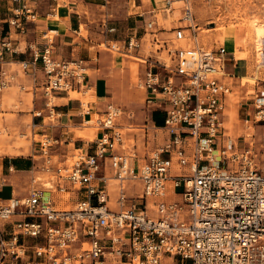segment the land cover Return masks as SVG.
I'll return each mask as SVG.
<instances>
[{"label":"built area","instance_id":"built-area-1","mask_svg":"<svg viewBox=\"0 0 264 264\" xmlns=\"http://www.w3.org/2000/svg\"><path fill=\"white\" fill-rule=\"evenodd\" d=\"M9 3V14L0 17V93L16 80V72L3 67L8 55L21 51L12 34L25 35L38 18L29 0ZM172 4L165 1L167 9ZM182 20L188 25L174 27L169 42L156 40L158 50H168L169 62L142 59L147 68L140 85L149 93L147 104L166 112L169 140L140 155L127 145L122 109L114 104L98 119L94 150L82 149L70 163L52 152L66 140H40L37 170L48 177L34 174L27 195L0 198V264L29 252L38 261L33 264H162L165 256L190 264H264V166L252 144L226 135L222 120L232 89L227 61L234 57L224 45L200 42L191 0H184ZM54 32L44 34L43 47L27 45L30 58L20 61L33 89L43 94L45 111H34L43 124L45 112L51 121L58 115V93L90 88L85 60L58 57ZM141 43L134 33L126 53L136 57ZM253 100L246 122H263L264 89ZM176 165L187 171L173 174ZM110 180L118 186L119 210L109 205ZM136 181L141 192L131 196L127 184ZM4 184L1 178L0 190ZM53 191L79 197L75 207H56L46 195ZM28 237L43 241L30 251Z\"/></svg>","mask_w":264,"mask_h":264},{"label":"crops","instance_id":"crops-1","mask_svg":"<svg viewBox=\"0 0 264 264\" xmlns=\"http://www.w3.org/2000/svg\"><path fill=\"white\" fill-rule=\"evenodd\" d=\"M1 2H4V4ZM29 2L38 12L37 21L27 24L28 31L25 35L12 34L21 51L17 54L8 55L10 63L3 65V67L17 74L15 82L0 93V112L5 115L3 116L4 123H9L12 127L19 126L20 128H24L25 124H22V120L29 119V116H31L32 123L37 124L36 119H40L42 123V118L35 117L34 111L44 110L43 94L39 91L40 89L36 91L33 89L32 76L22 72L20 61L30 58V50L27 49V45L35 44L43 47L47 42L44 34L49 30H54V46L58 57L66 60L80 58L85 60L90 88L76 92L86 93L91 91L96 101L91 104H89L90 101L85 103L84 97L71 96V92L74 91L58 93L56 97L60 100V103L56 104L58 115L54 123L49 122L48 127L51 129L54 127L53 124H56V130L62 135L59 137L56 135L50 136V132L47 129L45 135L50 138L64 137L65 139L61 138V140H66L64 142L67 148L65 151H69L70 144L73 141L76 142L73 134L69 132V128L71 126L79 127L80 130L78 131H80V135L85 134L84 137H80L79 148L85 151H93L97 138L93 141L92 139L94 138L96 129H98V123L97 125L91 123L93 115L102 116L106 107L109 104H114L122 109L119 123L126 132L127 145L129 147H134L140 155H143L165 144L170 138L169 133L163 129L166 112L158 104L153 106L147 104V98L149 97L147 89H145V102H142L140 95L133 88L131 62L124 56L133 57L126 53V44L128 38L137 33L142 43L135 51L136 57L134 58L142 61V59L153 57V53H157L159 55L153 58L170 61L168 50L164 47L158 50L159 45L156 43L158 39L166 40L161 38L160 34L167 33L165 31L167 27L161 24L158 18L157 0H29ZM7 4L8 13L4 17L10 12L9 7L11 5L9 0H7ZM0 5L6 6L5 1L0 0ZM82 26L85 27L86 34L82 33ZM177 26L179 25L172 26L171 28L174 29ZM147 38L150 39V43L146 40ZM171 38L166 41L169 42ZM147 43L151 44L150 54L148 55H146L145 49ZM228 44L229 51L234 52L237 50L234 42ZM164 52L167 53L168 59L162 55ZM235 58L232 59L234 65ZM229 61H227V70L229 67L231 68V66H228ZM144 67L142 77L147 64ZM37 75L40 79L43 78L42 71H39ZM22 86H24V89H22ZM14 88L19 89L20 95L15 97L12 104H8L4 96L6 92L10 93ZM17 103H20L19 109L21 110L16 111L15 106ZM8 113L16 114V117H8ZM46 114L45 112V119L49 118L46 117ZM86 138L91 141H87ZM39 150L40 148L37 143L31 146H0V154L3 153L2 156L10 158L9 173L4 174L0 171V179H5V184L1 190L5 188L10 189V196L7 198L13 195L22 197L28 194L30 183L24 190L21 189L26 172L40 173L39 175L43 178L48 177L46 173L43 174V172L37 170L42 165V160H37L40 155ZM14 161L18 162L20 167L16 166ZM34 167L35 170L33 171ZM105 173L108 176L113 175V172L109 168ZM173 174L175 173L173 172ZM115 182V180L109 181V205L112 209L119 210L120 206L117 203L118 186ZM17 185H19V189L16 188ZM140 192V182L136 181L127 184V193L129 195L137 196ZM46 195L58 208L66 207L70 203L75 207L76 201L79 198L75 195L65 198L64 193L60 191L47 192ZM175 196H178L177 193ZM41 240L28 237L25 239V242L31 251L32 247L40 243ZM165 257L174 259L170 256ZM33 262L38 261L29 252L28 256L24 259L15 260L9 258L5 260L4 264H33Z\"/></svg>","mask_w":264,"mask_h":264},{"label":"rangeland","instance_id":"rangeland-1","mask_svg":"<svg viewBox=\"0 0 264 264\" xmlns=\"http://www.w3.org/2000/svg\"><path fill=\"white\" fill-rule=\"evenodd\" d=\"M4 1L6 6L0 5V16L2 17L8 13L7 0ZM165 1L157 0L159 10L157 13L161 24L167 27L165 30L167 33L160 34V37L168 40L174 35L172 26L188 25L189 22L182 20L184 0H173L171 9L165 7ZM191 2L195 14V23L199 25L197 32L201 43L208 47L224 45L228 51L230 50L228 43L234 42L237 46L236 51H229L227 55L229 58L236 57V60L235 65L233 60L229 61L228 64L231 68L229 67L227 70L229 75H227L226 80L232 89L231 94L227 98L226 109L222 118L224 131L226 135L241 142L242 146L252 144L258 154L259 164L264 166V121L260 123L246 122L248 112L253 107V97L258 90L264 89V52H262L264 49V0H191ZM1 3L4 4V2ZM82 33L86 34L84 26H82ZM146 40L149 42L150 39L147 38ZM149 43L145 46L146 55L150 54L151 44ZM182 44H185V42ZM153 54V57L159 55L157 53ZM162 55L168 59L166 52ZM124 56L131 62L133 88L140 95V99L144 103L146 90L140 85V80L145 64L140 59L128 55ZM18 90V88L12 89L11 94L6 92L4 99L8 104H12L15 97L20 95V91ZM71 96L84 97L85 103L90 101L89 104L96 101L91 91L86 93L74 91L71 92ZM59 101L58 98H55L56 104H59ZM15 107L16 111L21 110L19 109L20 103H17ZM57 109L58 107H56ZM3 116L5 115L0 112V146H31L37 143L40 148L39 141L45 139L46 129L50 132V136L56 135L59 137L62 135L56 130V124H53L54 127L51 129L48 127L49 122L54 123L55 119L51 121V119L46 118L45 124L41 123L40 119H36L35 121L38 124L36 127L32 123L31 116H29V119L22 120V124H25V126L24 128H20L16 125V127H12L9 123H4ZM7 116L14 118L16 114L8 113ZM99 118H102V116L94 114L91 123L97 125ZM97 128L92 141L100 136L101 128ZM78 130H80L79 127L71 126L69 128V132L76 139V142L73 141L70 144L69 151H65L67 148L64 142L54 145L52 152L55 154V159L65 160L67 158L70 163L73 155L82 152V150H77L76 148L80 146V137H84L85 134L80 135V131ZM62 139L65 138L63 137ZM86 140L91 141L88 138ZM61 147L64 148L61 149ZM2 154H0V171L8 174L10 158L2 156ZM186 168L185 166L176 165L173 171L175 174H182L187 171ZM33 174V172L25 173L21 189L24 190L31 183ZM16 188L19 189V185ZM182 190V188H179L177 191L180 193ZM8 196H10L9 188L0 190L1 198H7ZM68 197L69 194H65V198ZM73 206L70 203L66 208H72ZM162 264H190V261L182 263L178 261L177 257L174 259L164 257Z\"/></svg>","mask_w":264,"mask_h":264},{"label":"trees","instance_id":"trees-1","mask_svg":"<svg viewBox=\"0 0 264 264\" xmlns=\"http://www.w3.org/2000/svg\"><path fill=\"white\" fill-rule=\"evenodd\" d=\"M14 164H15L16 166L20 167V164H19L18 162L14 161Z\"/></svg>","mask_w":264,"mask_h":264},{"label":"bare ground","instance_id":"bare-ground-1","mask_svg":"<svg viewBox=\"0 0 264 264\" xmlns=\"http://www.w3.org/2000/svg\"><path fill=\"white\" fill-rule=\"evenodd\" d=\"M46 185H48V183Z\"/></svg>","mask_w":264,"mask_h":264}]
</instances>
